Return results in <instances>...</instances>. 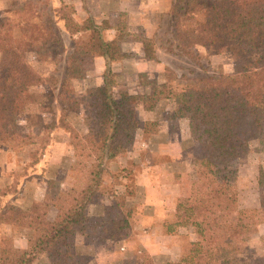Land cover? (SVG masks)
<instances>
[{
  "label": "trees",
  "instance_id": "1",
  "mask_svg": "<svg viewBox=\"0 0 264 264\" xmlns=\"http://www.w3.org/2000/svg\"><path fill=\"white\" fill-rule=\"evenodd\" d=\"M184 4L183 15L196 20L192 33L197 41L193 44L232 55L237 87L209 88L205 78L183 85L174 77L172 84L164 82L150 94L116 96L110 67L125 57L121 44L128 36L126 16L121 14L114 27L107 19L96 22L89 17L78 22L72 6H60L58 14L65 30L71 37L79 35L67 58L68 78L83 79L87 60H105L103 86L85 90L87 105L97 110L95 127L86 136L70 131L73 156L84 162L83 170L90 179L78 195L62 190L50 179L42 201L29 210L13 209L14 225L30 230L33 237L25 249L1 248L0 264H34L42 255L50 264H83L82 247L101 245L107 236L122 251L135 210V193L123 183L124 177L110 173L109 164L130 150L139 127V109L152 114L173 100H177L174 118L199 117L203 121V166L196 172V195H180L171 218L159 228L164 230L162 234L171 235L177 225L187 224L194 227L199 241L183 249L177 261L169 255L157 257L159 264H226L249 241L253 229L264 223V199L257 207L241 208L237 191L241 159L261 150L252 148L254 143L262 144L258 111L264 108V0H185ZM109 29L116 34L106 41L104 31ZM53 41L49 23L33 2L15 10L12 18L0 20V142L17 129L19 111L34 102L31 88L41 81L26 54L33 52L45 61ZM140 42L145 57L154 59L152 40L143 37ZM107 175L113 184L107 189L112 204L97 218L92 217L90 206ZM257 182L264 190L262 169ZM51 209L58 212L56 220L48 216ZM93 219L99 223L96 227ZM79 238L87 242L77 245ZM124 254L121 264H154L150 257L139 263L133 253Z\"/></svg>",
  "mask_w": 264,
  "mask_h": 264
},
{
  "label": "rangeland",
  "instance_id": "2",
  "mask_svg": "<svg viewBox=\"0 0 264 264\" xmlns=\"http://www.w3.org/2000/svg\"><path fill=\"white\" fill-rule=\"evenodd\" d=\"M26 2H33L43 19L49 23L54 41L47 47L45 61L38 60L33 52L26 54L27 61L41 81L31 88L34 102L19 111L17 129L8 134L0 145L11 147L10 150L15 153V157L16 153L18 155L14 171L16 179H24L34 172L39 173L38 177L45 176L44 168L41 167L39 170L37 167V170H34L33 166L35 161L38 162L49 151L54 158L48 162L50 175L46 178L71 179L68 181L67 192L77 195L84 182L89 181L90 176L83 170L84 162L73 156V137L70 131L86 136L95 127L97 110L87 105L85 97L86 85L97 75L95 63L92 59L85 62L84 69L87 75L85 81L69 79L67 58L73 51L75 38L69 36L59 17L58 3L62 0H26L23 3ZM184 2L185 0L159 2L158 5L167 6L169 12L167 15L154 17L158 20L157 26L154 27L156 31L149 28L148 33L154 31V36L149 38L152 40L154 59L151 63L148 62L149 66L145 73L135 74L132 69L130 70L132 64L127 62L122 70L110 67L112 71L110 79L114 83L113 91L116 96L129 93V90H138V94H145L148 91L150 94L154 90H160V84L164 82L172 84L174 77L180 78L183 85L195 79L205 78L209 79L207 82L209 88L238 86L234 71L236 62L232 55L193 44L197 41L192 33L196 20L189 15H183ZM1 3L2 0L0 20L12 18L13 12L21 8L16 6V0H4L3 7ZM133 4L136 2L133 1ZM145 6L149 7V3ZM146 7L144 8L148 11ZM142 34L143 32L140 33ZM134 35L135 40L140 41L137 34ZM123 42L124 49L128 51L130 48L128 39L124 38ZM176 101H170L165 107L156 108L150 115L155 118L154 121L144 120L143 113L146 111L139 109V127L130 150L124 157L109 164L110 173L124 177L123 183L135 193V210L130 219L129 234L123 243L124 249L116 250L107 236L101 244L103 247L87 245V248L81 249L84 253L83 264H98V260L99 264H121L125 252L136 255L139 263L150 257L154 264H159L161 262L156 258L162 255H169L173 261H177L183 249L186 250L199 241L194 227L187 224L177 225L176 233L171 235L162 234L164 230L159 228L164 221L171 218L180 195L184 193L196 195V172L203 166L201 157V145L204 141V137L201 136L203 121L199 117L174 118L172 112L177 106ZM258 113L262 124V144L254 143L252 148L256 147V150L261 147V150L248 153L240 161L237 191L241 208L257 207L264 199V190L259 188L257 182L259 169L264 171V108ZM174 147L178 149V152H175L178 153L177 158L173 153ZM8 152L10 154V151ZM123 168L126 170L121 172ZM108 176L90 206L92 217L97 218L105 206L112 204L107 189L113 187V184L108 181ZM146 179H150V182L151 179H156L152 183L154 191H150V194L146 192L147 187L144 185ZM12 186L15 188L16 184ZM12 190L13 187L1 189L0 196ZM1 203L0 199V211L4 210L5 213H0V224L14 227L12 229L8 227V231H0V249L16 244V226L13 223L15 208L11 205L2 207ZM48 216L56 220L58 212L51 209ZM94 219L92 225L96 227L99 223L97 220L94 222ZM79 241L85 244L86 240L79 238L77 243ZM257 262L264 264V223L253 229L249 241L241 247L238 254L225 261L226 264ZM38 264L42 262L39 261Z\"/></svg>",
  "mask_w": 264,
  "mask_h": 264
},
{
  "label": "crops",
  "instance_id": "3",
  "mask_svg": "<svg viewBox=\"0 0 264 264\" xmlns=\"http://www.w3.org/2000/svg\"><path fill=\"white\" fill-rule=\"evenodd\" d=\"M3 1L4 0H2L1 3L2 7L5 5L3 4ZM24 1L26 0H16V6H23ZM133 1L136 2V4H133ZM159 2H161V0H62V2L58 3V7H60L62 4H67L69 6H72L74 9V18L78 22H83L86 18L89 17L96 20V22H100L101 20L107 19L112 27H114L118 23L120 15L124 14L126 16L127 31H128V36L126 38L128 39L130 48L128 49V51L125 50L123 47L124 42H122L121 48H122V53L125 55V57L118 62L112 63L111 66L113 69L114 67H116L115 70L117 69L122 70L123 69L122 67L124 66L125 62H127L132 64L130 70L132 69L135 74H140V73H145L147 71V68L149 66L148 62L151 63L152 59L148 61L145 59L146 57L144 55V48L142 46V43L138 40H135L136 35L134 34L135 33L137 34L139 40L143 37L152 38V36H154V31H156L154 27L157 26L158 24V20H156L154 17L160 16L161 14L167 15V13L169 12V8H167V6L160 7L158 5ZM146 3H149V7L145 6ZM144 7L148 8V11H146ZM149 28L150 29L152 28L154 31L151 30V33H148ZM141 32H143L142 35H140ZM115 34L116 32L114 29L105 30L104 39L106 41H110L114 39ZM73 37L77 39L79 35H75ZM92 60L95 63V67H96L95 71L97 75L94 76V79L91 78L92 81L88 82V84L85 82L87 84L86 87L87 88L88 86L101 87L104 84V72L106 68L105 60L102 57H97ZM86 77L87 75L85 74V77L80 80L85 81ZM137 91L129 90V93L131 92L132 94H138ZM146 92L147 93L145 94H149L148 91ZM140 109L143 108L141 107ZM150 115H151L150 113L144 112L143 113L144 120L154 121L155 118H152V116ZM138 117H139V111H138ZM10 149L11 147L8 146L4 147L0 145V190L1 189L7 190L13 187V190L11 192H6L5 195L0 196V199L2 201L1 204L2 207H7V205H11L13 206V208L28 210L30 208V205H32L33 203L40 202L44 198L46 184L48 180H50L46 178L47 175H50L49 174L50 164L48 162L53 160L54 157L49 153V151H47V153L43 155L42 158L38 160V162L36 161L34 162V166H33L34 170H37V167L39 170H41V167L44 168L45 176L38 177L37 174L39 173L34 172L32 175L25 176L24 179H16V174L14 173V171H16L18 155L16 153V157H15V153H12L13 151H11ZM180 150H182L181 147ZM8 151H10V154H8L9 153ZM175 152H178V149L176 147H174L173 149V153ZM177 154L178 153L174 154L176 158H177ZM54 180L59 182L60 186L64 190L66 191L68 190V184H69L68 181L69 180L71 181V179H61V180L54 179ZM153 181H156V179L154 180L151 179V182L150 179H146L144 183V185H146L147 187L146 192L148 194H150V191L151 192L154 191V189H152ZM14 184H16L15 188L14 186H12ZM82 186L80 190L82 189ZM80 190L78 192H80ZM0 213L4 214L5 211L4 210L0 211ZM8 227L12 229V227L14 226L0 224V231H8L7 230ZM15 228H16L15 231L16 244L13 243V247L25 249L27 247L28 240L33 237V233L30 230L21 229L17 226ZM78 244L82 245L84 243L82 241L81 242L79 241L77 245ZM84 246L85 247L82 248L88 247L87 245ZM100 247H103V245L99 246L98 248ZM39 259L34 264H38L39 261H41L42 264H50L48 259L44 255L40 256ZM97 262L98 264L100 263L99 260Z\"/></svg>",
  "mask_w": 264,
  "mask_h": 264
}]
</instances>
